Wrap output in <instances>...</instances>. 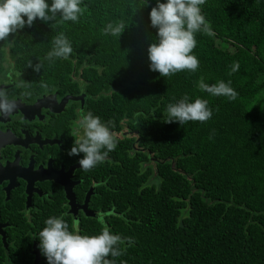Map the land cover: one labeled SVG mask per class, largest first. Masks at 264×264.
I'll return each instance as SVG.
<instances>
[{
  "label": "trees",
  "instance_id": "obj_1",
  "mask_svg": "<svg viewBox=\"0 0 264 264\" xmlns=\"http://www.w3.org/2000/svg\"><path fill=\"white\" fill-rule=\"evenodd\" d=\"M154 5L81 0L76 22L58 13L0 40V68L8 61L31 99L85 92L84 113L120 132L99 169L105 223L133 238L116 264H264V0H204L213 34L196 33L199 67L167 77L148 67ZM121 21L120 35L105 34ZM60 33L72 52L49 57ZM200 78L231 81L236 98L201 91ZM185 94L208 100L211 119L167 123V104Z\"/></svg>",
  "mask_w": 264,
  "mask_h": 264
},
{
  "label": "clouds",
  "instance_id": "obj_2",
  "mask_svg": "<svg viewBox=\"0 0 264 264\" xmlns=\"http://www.w3.org/2000/svg\"><path fill=\"white\" fill-rule=\"evenodd\" d=\"M203 4L204 0H155L148 13L149 26L155 29V37L147 47L150 71L167 77L183 70L195 72L198 69L199 60L193 53L197 44L196 33L213 34L201 11ZM82 11L81 0H0V40L25 26L31 27L34 21L53 20L58 13L62 21L76 22ZM124 28L121 21L108 24L103 31L118 36ZM53 45L49 57L66 58L72 52L71 43L63 33L55 37ZM237 69L238 64L234 63L231 71ZM197 83L201 91L212 96L229 99L237 96L231 81L218 80L209 84L200 78ZM14 108V104L0 99V119L10 116ZM166 111L167 123L178 122L180 125L189 121L204 122L213 115L208 100L190 99L187 94L167 104ZM75 123V139L67 155L80 157L77 161L80 169L88 171L102 163L115 149L116 135L111 120L103 121L91 111L82 114ZM96 216L102 225L96 235L81 234L78 219L72 221L70 229L63 214L45 219L44 227L38 233V249L46 264H116L115 258L123 255L120 246L125 241L131 245L133 238L113 233L105 223L104 213L98 212Z\"/></svg>",
  "mask_w": 264,
  "mask_h": 264
},
{
  "label": "flooded vegetation",
  "instance_id": "obj_3",
  "mask_svg": "<svg viewBox=\"0 0 264 264\" xmlns=\"http://www.w3.org/2000/svg\"><path fill=\"white\" fill-rule=\"evenodd\" d=\"M7 65L1 63L0 99L15 108L0 119V264H46L38 249L45 219L63 214L70 229L78 219L80 231L98 212L105 216L103 162L84 171L80 157L67 155L86 93L54 90L31 99L20 92L23 77L11 80Z\"/></svg>",
  "mask_w": 264,
  "mask_h": 264
},
{
  "label": "rangeland",
  "instance_id": "obj_4",
  "mask_svg": "<svg viewBox=\"0 0 264 264\" xmlns=\"http://www.w3.org/2000/svg\"><path fill=\"white\" fill-rule=\"evenodd\" d=\"M6 63H8V61H6ZM9 68H10V64L8 63V65H7ZM9 71H10V78H11V80H13V81H16L17 80V82H18V77H21V76H17L18 74L16 73V74H14L12 71H11V69H9ZM121 132H123V131H121ZM115 133V135L117 136V134H119L120 132H114Z\"/></svg>",
  "mask_w": 264,
  "mask_h": 264
},
{
  "label": "water",
  "instance_id": "obj_5",
  "mask_svg": "<svg viewBox=\"0 0 264 264\" xmlns=\"http://www.w3.org/2000/svg\"><path fill=\"white\" fill-rule=\"evenodd\" d=\"M51 98H53L54 100H55V97L54 96H52ZM70 99H73V100H75V99H77V98H70ZM66 100H68V98H63L62 100H61V105H59L60 107L63 105V103L66 101Z\"/></svg>",
  "mask_w": 264,
  "mask_h": 264
}]
</instances>
